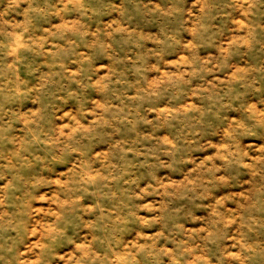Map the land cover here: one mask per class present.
<instances>
[{
	"label": "rangeland",
	"instance_id": "rangeland-1",
	"mask_svg": "<svg viewBox=\"0 0 264 264\" xmlns=\"http://www.w3.org/2000/svg\"><path fill=\"white\" fill-rule=\"evenodd\" d=\"M0 264H264V0H0Z\"/></svg>",
	"mask_w": 264,
	"mask_h": 264
}]
</instances>
